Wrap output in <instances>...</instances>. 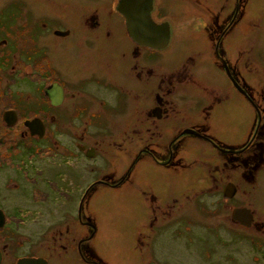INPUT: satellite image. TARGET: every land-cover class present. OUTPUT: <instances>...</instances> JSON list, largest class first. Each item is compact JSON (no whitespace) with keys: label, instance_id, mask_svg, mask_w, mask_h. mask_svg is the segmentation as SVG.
Wrapping results in <instances>:
<instances>
[{"label":"rangeland","instance_id":"obj_1","mask_svg":"<svg viewBox=\"0 0 264 264\" xmlns=\"http://www.w3.org/2000/svg\"><path fill=\"white\" fill-rule=\"evenodd\" d=\"M17 1L0 0V42L6 34L12 44L8 48L0 45V117L3 111L16 107L26 118L46 116V107L37 108V103L38 98L43 96V89L51 82H75L87 75L88 66L97 63L112 65V58L118 59L121 67L127 62L131 64L134 47L125 40L123 20L115 11L119 0H24L23 6H19ZM237 4H240L238 8ZM155 5L157 12L159 10L154 16L155 21L172 26L171 47L165 52L140 55L139 66L153 68L155 86L162 74H176L183 67L190 70L191 81L187 79L182 85L176 84V90L188 91L185 97L191 98V106L198 101L195 97L206 96L203 87L209 86L207 79L212 86L214 83L217 88L225 90L228 96L227 103L222 107L225 119L213 124L210 136L224 144L243 141L252 122V105L232 86L213 47L220 40H217L218 31L226 28L221 24L222 19L237 10L234 33H227L228 37L231 35L228 40L230 46L227 44L229 69L234 71V79L242 90L249 92L255 101L261 99L264 92V0H155ZM112 12L111 20L120 27L118 51L117 45L101 46L100 41L94 38L96 35L88 30L98 19L94 15L99 14L103 27V22L108 21ZM219 12L222 17L217 24L215 16ZM44 23L47 28H44ZM214 25L219 29H215ZM51 26L54 28L51 29ZM37 27L42 30L39 35ZM54 29H69L71 37L61 41L53 36ZM22 35H25V40ZM70 40L73 45L67 50ZM40 49L41 52L46 51L50 59L39 60ZM244 50L247 51L246 57L242 53ZM101 58L107 60L102 62ZM199 91L202 93L197 96V93L189 95V92ZM73 103V98L69 96L64 106L66 112L71 111ZM191 110L184 113L194 116L195 110ZM57 128L60 127L54 126L53 129ZM8 130L0 120V154L3 156L12 153L13 142L20 129L11 133ZM188 147L180 155L187 162L198 159L205 152L207 158L202 160L214 161L223 170L224 162L211 158L213 152L210 146L192 142ZM165 148L161 150L165 151L161 161L169 158ZM105 154L111 156L113 163H122L124 159V155L118 161L115 154ZM97 164L96 161L91 163L89 170ZM153 164V168L145 169L136 180L138 187L147 190L148 195L139 188L112 190L101 187L103 190L87 196L89 218L96 228L94 232L89 228V236L95 233L90 244L98 249L105 264H264V180L259 184L242 183L239 162L234 165L235 179H229L230 174L223 176V173H218L217 188L208 193L212 187L209 171H213L214 166H199L192 173L189 171L192 168L186 167L188 172L183 176L174 173L183 169L180 163L177 166L178 163L173 162L172 169L160 170L155 162ZM95 178L91 177V180ZM230 180L237 182V192L233 198H226L224 190ZM194 189H198L199 195L193 192ZM151 196L157 198L156 204L152 203ZM78 198L80 195L74 196L73 212L67 221L57 226V232H65L68 226L73 233L82 231L77 214L79 202L75 203ZM64 199L57 201L59 210L66 207L61 205L66 196ZM161 204H169V210L164 215L161 210L153 212V208L158 209ZM235 208L253 210L257 219L254 226L246 227L236 222L232 218ZM23 227L21 234L27 238L36 229L33 226ZM14 239L18 242L17 238ZM57 239L55 247L58 251L63 250L62 245L69 247L64 238ZM43 241L47 242L46 239ZM49 241L53 242L51 238ZM57 264L65 262L58 261Z\"/></svg>","mask_w":264,"mask_h":264},{"label":"flooded vegetation","instance_id":"obj_2","mask_svg":"<svg viewBox=\"0 0 264 264\" xmlns=\"http://www.w3.org/2000/svg\"><path fill=\"white\" fill-rule=\"evenodd\" d=\"M16 3L23 6L25 1L18 0ZM239 5L237 4V8ZM122 6L123 0H119L115 11L123 20L125 40L134 47L131 52V64L127 62L122 68V64L117 63L118 59L112 58L110 59L113 61L112 65L102 66L97 63L88 66L85 72L87 75L79 77L75 82L69 84L63 81L51 82L43 89V96L38 98L37 103L39 106L37 108L46 107V116L26 118L16 106L1 114L2 126L9 129V133L14 129L20 130L14 139L12 153L8 156L0 154V264H57L58 261L65 264H105L98 249L90 244L95 233L89 236V228H92L93 232L96 228L89 218V194H96L103 190L101 187H105L112 190L139 188L148 195L147 190L138 187L139 183L136 180L145 169L153 168V162L159 170L172 169L173 162H177V166L180 163L181 168L184 166L183 169L174 173L183 176L188 172L185 171L186 167L192 168L189 170L192 173L199 166L212 168L214 166V170L209 171L212 187L208 189L210 190L208 193L214 192L217 188L218 173H223V176L230 174L229 179L234 180L233 172L236 169L234 165L239 162L242 183L259 184L264 180V105L260 106L261 103L264 104V92L261 99L253 100L249 92L244 89L241 91V87L234 79V71L229 69L228 40L234 33L233 29L237 24L235 14L237 15L238 11L234 10L235 12L232 11L222 19L221 24L226 28L218 31L217 40H220L213 49L222 62L230 83L251 103L254 114L251 116L252 122L246 138L243 141H236L235 144H224L210 136L209 131L214 123L218 124L219 119H225L222 108L228 100L225 90L221 88L220 90L214 83L212 86L207 79L209 86L203 87L206 96L201 94L202 91L189 92V95L201 94L195 97L198 101L191 106V98L185 97L188 91L176 90V84L182 85L189 77L192 79L190 70L184 67L176 74H162L157 78L158 84L155 86V71L149 66H139L138 57L144 53L152 55L154 51L163 52L170 43L164 49H153L135 42L129 34ZM157 9L153 0V19L155 14L159 13ZM109 16L102 27L99 14L94 15L93 17L98 19L88 30L96 35L94 38L100 41L101 46L117 45L118 51L120 27L111 20L113 12ZM221 17V12L215 16L217 24ZM43 25L47 28L46 23ZM218 27L215 26V29H219ZM1 28L2 25L0 31ZM229 32L231 35L228 37ZM40 33L41 27H37V35ZM71 34L69 29L53 30V36L61 41H66ZM6 36V34L2 36L0 45L8 48L12 44ZM22 36L25 40V35ZM215 40L216 37L213 41ZM72 45L71 41V44L67 45V50ZM41 50L38 59H48L49 54ZM242 53L247 56V51L244 50ZM105 58H101L102 62L107 60ZM102 62L101 64H104ZM57 77L61 80L59 76ZM54 85H59L63 89V100L57 105L53 104L46 93V90L52 89ZM69 96L73 98L74 103L71 111L66 112L64 106ZM191 108L195 110L194 116L184 113ZM31 123L36 125L37 131H34L36 134L33 133L34 126H31ZM54 126L60 128L54 130ZM187 131H192L193 134ZM191 138L193 140H190ZM192 142L210 146V151L213 152L211 158L216 162H224L225 169L221 171L220 165L214 164V161L209 163L202 160L204 157L207 158L205 152L198 159L187 162L186 158L180 155ZM164 148L169 152L167 154L169 158L161 161L165 152L161 150ZM105 153L115 154L118 161H121V156L124 155V159L122 163H113L111 156L108 157ZM95 161L98 162L97 166L89 170L90 164ZM91 177L97 178L91 180ZM228 184L236 186L237 182L230 180ZM193 192L199 195L198 189H194ZM78 195L80 198L75 203L79 202L77 214L82 231L73 233L68 226L65 232L61 230L57 232V226L67 221L72 214L74 196ZM65 196L66 201L62 204ZM151 197L152 203L156 204L157 198ZM59 199L62 200L61 205H66L60 210L57 203ZM158 210L164 215L169 210V204H161L158 209L153 208L154 213ZM253 215L252 226L257 222L254 213ZM23 226H33L36 228L35 232H30L27 238L21 234ZM14 238H17L18 242ZM49 238L53 242L50 243ZM57 238H64V243H68L69 247L60 243L63 250L58 251L55 247V243H58ZM45 239L46 243L43 241Z\"/></svg>","mask_w":264,"mask_h":264},{"label":"water","instance_id":"obj_3","mask_svg":"<svg viewBox=\"0 0 264 264\" xmlns=\"http://www.w3.org/2000/svg\"><path fill=\"white\" fill-rule=\"evenodd\" d=\"M152 11L153 0H123L122 12L127 18L131 38L143 46L164 49L170 41V26L169 23L157 24L153 20ZM46 93L54 105L63 100V89L59 85H54L50 90L47 89ZM31 126H34L32 128L33 133H35L34 131H37L35 123H31ZM187 133L193 134L192 131H187ZM236 192V186L228 184L224 190V195L226 198H233ZM232 218L246 227H251L254 221L253 212L248 208H235Z\"/></svg>","mask_w":264,"mask_h":264},{"label":"bare ground","instance_id":"obj_4","mask_svg":"<svg viewBox=\"0 0 264 264\" xmlns=\"http://www.w3.org/2000/svg\"><path fill=\"white\" fill-rule=\"evenodd\" d=\"M153 20H154V19H153ZM169 26H170L169 28H170V31H171V30H172V29H171L172 26H171V25H169ZM170 47H171V44H170V46L168 47V49H169ZM168 49H166V50H168ZM166 50H165V51H166ZM165 51H164V52H165Z\"/></svg>","mask_w":264,"mask_h":264}]
</instances>
